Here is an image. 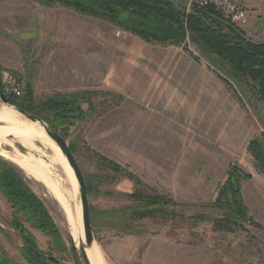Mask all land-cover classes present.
Instances as JSON below:
<instances>
[{
  "label": "rangeland",
  "instance_id": "1",
  "mask_svg": "<svg viewBox=\"0 0 264 264\" xmlns=\"http://www.w3.org/2000/svg\"><path fill=\"white\" fill-rule=\"evenodd\" d=\"M187 2L180 0L185 7ZM235 26L263 41L264 9L247 11ZM216 70L188 39L181 46L149 44L60 5L0 0L2 88L14 83L22 94L30 81L37 99L84 90L101 93L91 99L96 105L93 114L56 132L83 174L94 240L106 264H264V171L248 150L249 141L259 139L264 157V102L247 98L234 83L227 85L222 76H229ZM1 104L6 103L0 98ZM43 151L36 155L71 219L43 183L0 158L23 173L66 251L0 191V256L32 264L33 255L26 249L33 243L48 264H74L76 259L84 264L81 252L71 249L69 234L79 208L82 224L78 182L73 189L59 156L50 147ZM102 156L133 173L143 187L188 204L178 211L180 217L154 216L123 226L117 217L105 214L128 206V194L139 187L105 167ZM231 165L250 174L240 182L241 193L261 228L244 224V229L226 232L214 227L219 209L212 202ZM200 213L207 218L193 217Z\"/></svg>",
  "mask_w": 264,
  "mask_h": 264
},
{
  "label": "trees",
  "instance_id": "2",
  "mask_svg": "<svg viewBox=\"0 0 264 264\" xmlns=\"http://www.w3.org/2000/svg\"><path fill=\"white\" fill-rule=\"evenodd\" d=\"M35 1L49 6L60 5L82 15L102 20L150 44L181 46L185 45L188 39L213 63L219 74L221 69L229 76L221 75L227 85L230 86V82L234 83L247 98L250 97L255 102H264V40L255 41L248 37L235 24L224 19L213 6L201 7L192 4L186 11L185 4L180 3V0ZM28 82L22 94L7 96L9 105L44 122L51 131L61 129V133L63 128H67L73 122L82 121L86 116L93 114L96 105L91 99L101 94L99 91L84 90L57 93L37 99L30 81ZM106 93L114 95L112 92ZM86 96L91 98L87 99ZM261 135L264 139V132ZM248 150L254 155L255 165L264 171L261 141L250 140ZM100 161L114 173L124 174L139 187L128 194L130 199L128 206L104 211L105 214L117 217L121 225L127 226L135 220L154 216L176 219L181 215L178 212L180 208L188 205L176 202L169 194H161L155 189L143 187L142 182L133 173L116 162L103 156L100 157ZM249 178L250 174L244 173L236 165L229 167L227 177L219 186L220 189L212 202V206L219 209L218 215L212 219L217 230L234 232L237 229H244V224L261 228L249 214L241 193V180ZM0 191L9 203L16 206L17 212L25 215L35 227L45 229L56 243L59 241L57 230L54 229L46 209L32 193L23 173L1 158ZM104 213L98 212V215ZM194 216L199 219L207 218L205 213ZM25 239L27 244L29 240L27 237ZM56 243L54 244L61 251H66L62 242ZM31 244L32 248L36 249L33 243ZM26 251L32 254L28 249ZM0 259L5 260L6 264H13L9 257L0 256ZM39 263L48 264V258L43 257Z\"/></svg>",
  "mask_w": 264,
  "mask_h": 264
},
{
  "label": "bare ground",
  "instance_id": "3",
  "mask_svg": "<svg viewBox=\"0 0 264 264\" xmlns=\"http://www.w3.org/2000/svg\"><path fill=\"white\" fill-rule=\"evenodd\" d=\"M50 140L44 127L38 121L27 119L11 105H0V157L11 160L26 175L43 183L53 193L56 200L60 203L64 211L68 213V217L70 218L69 210L63 196H61L58 189L55 188L45 174L44 168L42 167L44 162L42 163L41 158L36 155L43 154V148L45 147L52 148L56 155L59 156L62 168L71 187L73 189L76 188L77 180L72 168L69 166L59 147L52 144ZM17 146L24 148V152H21ZM75 219L76 222L71 224V228L69 229V234L71 235L75 248L80 252H85L89 264H106L97 242L93 240L90 245H87L85 242L80 208L77 211V218Z\"/></svg>",
  "mask_w": 264,
  "mask_h": 264
},
{
  "label": "water",
  "instance_id": "4",
  "mask_svg": "<svg viewBox=\"0 0 264 264\" xmlns=\"http://www.w3.org/2000/svg\"><path fill=\"white\" fill-rule=\"evenodd\" d=\"M0 98L4 103L9 105L8 98L3 93V90L1 87V82H0ZM16 110L19 113L25 115L26 118L31 120V121H38L41 124V126L44 127L45 132L48 135V137L59 147V149L61 150V152L65 156L69 166L72 168L73 173L75 175V178H76L78 185H79V194H80V201H81V208H82V224H83V232H84V236H85V242L87 245H90L94 240V235H93L91 223H90V210H89V204H88V198H87V187H86V183H85L83 174L81 172V169L79 168V165L77 164V162L73 156V153L71 152L66 141L63 139V137L59 133L49 130L46 127L45 123L40 121L39 119H35L31 115H26L22 110H18V109H16ZM16 225L18 226L19 223L16 222ZM71 243H72V249L75 250V245L73 243V240L71 241ZM81 256L83 258L84 264H89V260L86 256L85 252L81 251ZM52 259H54V258L52 257ZM74 264H80V262L76 259V260H74Z\"/></svg>",
  "mask_w": 264,
  "mask_h": 264
},
{
  "label": "built area",
  "instance_id": "5",
  "mask_svg": "<svg viewBox=\"0 0 264 264\" xmlns=\"http://www.w3.org/2000/svg\"><path fill=\"white\" fill-rule=\"evenodd\" d=\"M247 0H188L186 4V11L189 10L190 5L196 4L198 6L204 7V6H213L224 19L227 21L238 24L245 20V16L247 13V9L245 6V2ZM116 35L121 34V30H116ZM3 93L5 96L7 95H15L18 96L21 94V90L17 84H10L5 85L4 88H2Z\"/></svg>",
  "mask_w": 264,
  "mask_h": 264
},
{
  "label": "crops",
  "instance_id": "6",
  "mask_svg": "<svg viewBox=\"0 0 264 264\" xmlns=\"http://www.w3.org/2000/svg\"><path fill=\"white\" fill-rule=\"evenodd\" d=\"M245 6H246L247 11L252 13V12H255L256 9L257 10L264 9V0H247L245 2ZM248 26H253V22H251ZM135 37H137V36H135ZM137 38H139V37H137ZM139 39L141 41H143L141 38H139ZM143 42H145V41H143ZM145 43H147V42H145Z\"/></svg>",
  "mask_w": 264,
  "mask_h": 264
},
{
  "label": "flooded vegetation",
  "instance_id": "7",
  "mask_svg": "<svg viewBox=\"0 0 264 264\" xmlns=\"http://www.w3.org/2000/svg\"><path fill=\"white\" fill-rule=\"evenodd\" d=\"M29 251L32 253V255L34 256L33 259L31 260L32 264H38L39 261H42L44 254L41 251H38L37 249H34L32 247L29 246ZM1 250V249H0ZM1 255V254H0ZM51 257V256H50ZM52 258V257H51ZM12 260V259H11ZM13 261V260H12ZM0 264H6L5 260L0 259ZM13 264H17L15 263V261H13Z\"/></svg>",
  "mask_w": 264,
  "mask_h": 264
}]
</instances>
